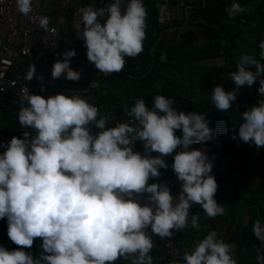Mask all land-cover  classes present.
Wrapping results in <instances>:
<instances>
[{
  "label": "clouds",
  "instance_id": "clouds-1",
  "mask_svg": "<svg viewBox=\"0 0 264 264\" xmlns=\"http://www.w3.org/2000/svg\"><path fill=\"white\" fill-rule=\"evenodd\" d=\"M34 4L39 7V0H16L17 11L25 17ZM77 10L75 36L83 41L96 71L120 73L126 57L142 54L148 16L143 0H110L106 7ZM247 10L234 0L226 12L234 19ZM31 19L50 30L48 17ZM258 47L259 60L244 54L236 62V70L229 74L235 85L231 91L222 86L212 89L217 110H230L245 86L258 83V94L264 97V41ZM62 55L63 60L52 66L53 80L79 81L83 70L70 67L76 52ZM35 73L30 63L23 79L30 82ZM38 79L43 82V77ZM21 105L19 125L32 132L0 143L6 149L0 154V219H6L7 236L18 246L12 251L0 246V264H115L118 259L154 264L153 236L163 240L188 228L200 231L201 215H190L194 205H200L208 219L225 215L214 198L215 157L209 159L205 151L193 147L227 134L224 121L212 129L206 116L186 114L174 107V98L164 95H156L151 108L137 99L130 109L124 108L128 121L113 127L109 116L101 115L79 93L47 99L28 94ZM242 120L238 131L232 129V139L238 136L245 144L264 148V99L243 112ZM137 141L142 142L143 155L133 150ZM168 156L173 157L171 168L181 184L175 197L166 183H149L160 177L161 169L169 168L164 159ZM251 231L260 241V247L253 245L255 260L264 264L260 219ZM37 238L42 241L38 256L22 250L31 249ZM236 249L211 230L184 250L183 264H237Z\"/></svg>",
  "mask_w": 264,
  "mask_h": 264
},
{
  "label": "trees",
  "instance_id": "trees-1",
  "mask_svg": "<svg viewBox=\"0 0 264 264\" xmlns=\"http://www.w3.org/2000/svg\"><path fill=\"white\" fill-rule=\"evenodd\" d=\"M176 1L180 2L179 0H170V3ZM161 2L162 0H143L148 12L143 52L134 59L126 57L123 71L112 73L108 77H103L98 71L92 72L88 74L85 80L68 81V85L63 87L78 92L90 89L88 94H92V98L99 106L100 114H110L115 118L114 120L110 119L109 127H113L115 122H127L129 118L125 116L124 108L130 109L137 99H144L147 106L151 108L153 98L156 95L172 97L175 99L174 107L180 111L185 113L195 111L198 114H205L210 122L216 118L226 119L229 135L218 140L214 147L226 144L228 140L232 139V129L236 128L238 131L239 125L243 122L242 118L237 117V115H242L243 112L251 109L264 97H260L258 94V83L250 88L245 86L244 89L239 90L241 94L237 101L233 102L232 108L227 112H222L215 108L210 97L211 91L215 86H222L226 92L235 87L229 74L236 70V62L241 55L250 54L256 59H260L258 45L264 41V0H235L248 10L234 19H229L226 12L234 0L180 2L188 7L183 19L187 20L186 25L197 27L201 31L204 43L200 47H196L194 37L188 36L186 33L183 43L161 37L167 28L164 23L160 22L156 8L157 4ZM183 23L184 21L180 25ZM240 44L245 46L241 53L239 52ZM216 61L219 64H216ZM14 77L22 79L19 70ZM178 77H183L182 85L174 82ZM50 82L55 93L62 89L57 90L56 82L53 80ZM94 84H97L98 88H93ZM184 86L185 89H183ZM183 94H186L187 97L183 98ZM21 106L8 103L7 108L0 110V143H7L13 136L23 138L18 121V112ZM24 106L28 105L25 104ZM24 129L26 132H32V129ZM179 134L178 132L177 135ZM213 148L210 149L209 159L215 157L212 174L217 179L224 171L221 168L223 161L220 162L218 159L222 153L224 158V147L223 149L218 147L212 150ZM5 150L0 148V154H3ZM133 150L143 155L142 142L137 141ZM164 159L169 164V168L161 170L165 171L166 175L176 177L171 168V164L174 162L173 157L168 156ZM149 183H165V180H151ZM217 184L219 189H217L214 198L218 204L225 208L226 212L228 210L224 205L225 201L219 197L223 189L221 187L223 182H217ZM230 202L231 213L215 218L214 220L217 222L211 219V226L202 233L203 238L208 231L218 230L219 227L226 226L229 235L223 240L226 243H235L238 247L246 246L248 253L243 259L246 260V264H256L255 256L257 253L253 245L260 247V241L254 237L251 229L254 220L258 219L259 216L254 211L248 217L246 228L243 232H239L234 223L233 201ZM194 206L191 208V215H193ZM199 209L200 206H198L197 211ZM186 230L174 234V245L180 251V255L174 258H169L165 249L167 239L162 240L153 236L154 248L151 255L154 258V264H173L174 261L183 264L184 250L191 249L194 243L189 241V233H186ZM41 243L42 241L37 238L31 249L22 250L38 256L42 251ZM0 246L9 251L18 248L7 236L6 219H0ZM236 255L241 256L238 250H236ZM115 264H130V262L118 259Z\"/></svg>",
  "mask_w": 264,
  "mask_h": 264
},
{
  "label": "built area",
  "instance_id": "built-area-1",
  "mask_svg": "<svg viewBox=\"0 0 264 264\" xmlns=\"http://www.w3.org/2000/svg\"><path fill=\"white\" fill-rule=\"evenodd\" d=\"M59 9L54 24L49 25V31L39 27L38 22L31 19V17H44L39 7L33 6V12L29 17L21 15L17 11L16 0H0V110L8 107V103L16 102L21 105V99L28 94L32 95V87L26 80L16 79L14 75L18 73L19 65L26 62L34 61L38 55L48 53L55 49L59 44L63 46L66 51L74 50L76 56L72 58L70 67L74 71L83 70L81 79H86L89 73L96 72L95 67L86 57V48L81 39L76 38L74 25L79 22L80 14L79 7L94 6L99 9L106 7L110 0H57ZM183 3H193L194 0H179ZM170 0H163L158 3L156 8L158 10L159 20L161 23L169 21L170 15L167 7ZM70 15V19H69ZM108 77L111 74L104 75ZM44 88V91H41ZM37 95L44 97L46 93V85L40 84L37 87ZM94 106L95 100L90 101ZM187 114V113H186ZM204 115L205 114H200ZM110 119L114 118L107 114ZM207 117V116H206ZM115 119V118H114ZM208 119V118H207ZM217 121H224L228 129L227 134L219 135L214 140L208 141L204 144L193 145L200 151H205L209 157L210 149L213 148L216 142L229 135L228 122L224 118H216L209 123V127L214 129ZM26 132L24 128L20 129V133ZM155 157L156 153L151 154ZM159 178L153 180H165V183L171 190V194L175 197L180 193L181 184L176 177L166 175L165 171L160 170ZM141 205L145 203L144 197H140ZM191 215V209H190ZM219 237L224 239L228 237L227 227H219L216 230ZM174 238L167 239L165 249L169 258H174L180 255V251L174 245ZM161 260V258H159ZM257 264V263H256Z\"/></svg>",
  "mask_w": 264,
  "mask_h": 264
},
{
  "label": "crops",
  "instance_id": "crops-1",
  "mask_svg": "<svg viewBox=\"0 0 264 264\" xmlns=\"http://www.w3.org/2000/svg\"><path fill=\"white\" fill-rule=\"evenodd\" d=\"M39 1L41 12L44 16L49 18L50 24H54L57 16V10L59 9L58 1ZM187 9V6L178 1L169 3L167 11L169 12L170 18L169 21L164 22L167 28H165V33H163L161 37H164V39H170L174 42L183 43L184 34L186 33V35L194 37L195 46L200 47L204 43L200 29L191 25H186L187 20H183L186 16ZM183 21L184 23L180 25ZM244 48L245 46L240 44L239 52H243ZM64 52H66V50L61 44H59L50 52L38 55L34 61L19 65V74L22 78H24L26 72L28 71L29 64L31 63L36 67V73L33 80L30 82L28 81L32 87V94L37 95V87L43 83L46 85V93L44 95L45 99L56 94L66 95L79 93L82 98L90 102L93 100L92 94H88L90 89L83 92L73 91L70 89L68 90L63 87L68 85V81L63 77L59 80H53L51 76L52 66L57 60H63L62 54ZM216 64H219V62L216 61ZM39 77H43L42 83L39 81ZM51 80L56 82L57 90L62 88L59 92L56 91L57 93H55V90H53L51 85L52 83L50 82ZM183 81V77H178L174 82L182 85ZM93 88H98L97 84H94ZM183 89H185V86ZM182 97L185 98L187 95L183 94ZM12 104L16 105L14 102H12ZM237 117L242 118V115H237ZM218 147H221L222 149L224 147V158L223 153L218 157L220 162L223 161L221 168L224 171L222 175L217 177L216 181L223 182L221 185L223 189L221 188L222 192L219 197L225 201L223 202L228 210L225 212V215H229L231 213L230 201H233L234 208L232 212L235 217L234 223L236 224V229L239 232H243L246 228L245 226L247 224L248 217L254 211L258 214L259 217H257L261 220V223L264 224V148L257 149L255 146L245 144L241 142L238 137L235 140L230 139L226 144L214 147L212 150ZM228 200H230L229 203ZM198 206L200 205L196 204L194 206L192 214L201 215L199 221L201 227L199 232L191 228L186 230V233H189L190 242L201 240L203 238L202 233L211 226V219L204 216L201 206L197 211ZM214 221L217 222L216 220ZM236 250H238L241 254V256L238 257L235 251L234 258L237 260V264H246V260L243 259L248 253L246 251V246H237Z\"/></svg>",
  "mask_w": 264,
  "mask_h": 264
},
{
  "label": "water",
  "instance_id": "water-1",
  "mask_svg": "<svg viewBox=\"0 0 264 264\" xmlns=\"http://www.w3.org/2000/svg\"><path fill=\"white\" fill-rule=\"evenodd\" d=\"M219 84H220V82H219ZM15 104H16V105H20L19 103H16V102H15Z\"/></svg>",
  "mask_w": 264,
  "mask_h": 264
}]
</instances>
